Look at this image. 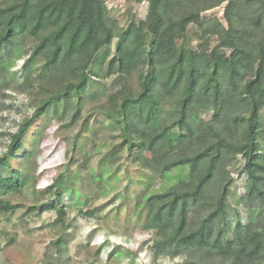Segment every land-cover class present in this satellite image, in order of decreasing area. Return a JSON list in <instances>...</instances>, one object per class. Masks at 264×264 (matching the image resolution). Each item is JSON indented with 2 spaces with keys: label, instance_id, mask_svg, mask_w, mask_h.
Returning a JSON list of instances; mask_svg holds the SVG:
<instances>
[{
  "label": "trees",
  "instance_id": "obj_1",
  "mask_svg": "<svg viewBox=\"0 0 264 264\" xmlns=\"http://www.w3.org/2000/svg\"><path fill=\"white\" fill-rule=\"evenodd\" d=\"M135 1L149 2L142 19L106 0H0V90L25 93L33 110L0 154V191L23 187L11 161L29 155L36 121L52 111L67 130L98 113L100 130L118 135L109 143L89 129L103 144L91 149L101 153L91 179L100 186L123 150L149 174L133 214L154 260L264 264V0ZM79 136L67 137L72 151ZM67 180L59 172L31 206L62 226Z\"/></svg>",
  "mask_w": 264,
  "mask_h": 264
},
{
  "label": "rangeland",
  "instance_id": "obj_2",
  "mask_svg": "<svg viewBox=\"0 0 264 264\" xmlns=\"http://www.w3.org/2000/svg\"><path fill=\"white\" fill-rule=\"evenodd\" d=\"M106 3L121 13V17H126L130 9L136 19H142L149 2L106 0ZM220 10L216 8L208 14H221ZM19 65L18 61L16 66ZM6 95L1 89L0 154L18 123L33 112L25 102V93L15 90L12 95ZM54 115L50 111L49 115L33 124L25 137L29 155L11 161L15 168L28 176L21 190L10 193L0 191V199L17 204L13 211L0 209V264H187L182 258L154 260L147 248L151 233L136 224L133 205L134 199L144 190L147 183L145 177L149 174L132 161V156H127L126 150L121 152L114 167L109 164L104 166L109 167V171L100 186L92 181L93 174L99 172L101 153H94L91 149L94 145L102 148L103 144L94 143L89 131L98 132L103 124L106 128L107 119L92 113L84 125L74 122L64 130L61 123L54 119L59 114ZM76 130L80 131V136L76 149L72 151L67 137H71ZM99 133L104 134V140L109 143L114 142L118 135L109 130H100ZM70 155L73 161L66 165ZM239 171L237 167L234 173L237 175ZM59 172L68 177L66 185L70 187L63 193L62 203L66 205L64 226L56 223L54 210L38 211L31 207L41 198L39 190L51 183ZM158 182L155 180L156 186ZM243 182L244 176L233 182L229 198L231 204L236 200L237 190L242 188ZM87 209H93L95 215L87 216L84 213ZM245 214L241 212L243 217ZM59 236L63 237L61 246L53 243Z\"/></svg>",
  "mask_w": 264,
  "mask_h": 264
}]
</instances>
